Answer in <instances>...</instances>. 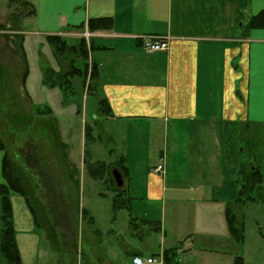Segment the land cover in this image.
<instances>
[{"label":"crops","instance_id":"obj_1","mask_svg":"<svg viewBox=\"0 0 264 264\" xmlns=\"http://www.w3.org/2000/svg\"><path fill=\"white\" fill-rule=\"evenodd\" d=\"M26 1L29 10L17 24L20 28L26 26L21 28L26 35V71L20 78L18 100L27 99L31 106L23 112L43 122L51 116L60 141L65 142L73 119L79 116L76 112L81 111L82 116L86 112L87 105L73 99L78 91L74 86L83 82L80 77H71L64 89L59 80V84L50 85L44 74L51 68L63 73L71 60L81 67L83 60L72 55L57 59L54 50L50 56L47 46L41 43L43 39L47 41L48 35H57L68 46H76L87 30L86 41L91 44L87 62L96 65L98 78L94 81L96 93L90 94L97 98L91 111L95 119L87 122L84 117L83 131L87 125L90 136L96 130L99 141L104 136L117 148L118 134L110 124L127 127L124 137L121 131V145L117 148L127 151L119 153L115 161L127 168L123 171L128 174L125 187L117 185L125 206L114 210L111 197L113 214L109 220L113 228L107 231L128 237L120 238V253L115 251L116 241H111L101 255L94 253L87 258L89 264H125L121 255L129 259L126 264H132L135 255L155 256L161 263L154 264H164L165 249L175 250L178 264H233L238 255L246 261L247 243L233 237L225 210L230 208L234 213L233 206L237 204L233 200L239 191L241 164L246 161L243 142L248 149L254 145L252 138H245L246 134L256 129L253 136L264 137V27L250 25L251 17L264 11V0ZM102 16L111 17L110 27L89 30L88 19ZM144 35L169 36L168 50L146 52L142 47ZM29 39L40 41L39 48L32 51ZM56 91L62 92L64 98L55 109L48 100ZM0 92L2 100L8 94L7 101L12 106L9 112L15 114L16 100L9 95L12 90ZM84 94L83 88L82 100ZM100 98H105L109 106L103 114L104 127L97 121L102 114ZM67 102H71L70 106ZM40 112L49 113L38 116ZM131 125L134 142L129 137ZM129 149L142 151L130 163ZM1 161L0 150V183ZM158 165L162 170H155ZM249 167H257L263 184L259 166L249 162ZM54 175L56 180H64L63 173ZM138 189L140 195H131ZM93 194L106 196L99 190ZM10 201L20 264H63L60 254L39 252L41 234L48 239L42 227L36 225L25 197L11 192ZM120 209L132 213L128 225L118 224L115 213ZM86 211L95 222L92 209ZM16 221L23 224L20 238L15 234ZM95 230L100 232L99 228ZM261 236L252 249L255 261L264 256V235ZM154 248L157 250L152 251ZM0 264H7L1 252Z\"/></svg>","mask_w":264,"mask_h":264},{"label":"rangeland","instance_id":"obj_2","mask_svg":"<svg viewBox=\"0 0 264 264\" xmlns=\"http://www.w3.org/2000/svg\"><path fill=\"white\" fill-rule=\"evenodd\" d=\"M20 2L22 0H0V89L7 92L12 90V94L10 93L9 95H12L13 99L16 100L13 108L14 111H17L15 114H13V111L9 112V108L12 106H9L10 104L7 101L8 94L2 100L0 92V139L5 144L8 155L18 166L17 177L19 183L29 195L33 206L35 223L37 226L42 227L44 235L47 236L48 241L41 234L38 243L39 252L46 251L48 254H60L63 264H89L87 258L94 255V253L101 255L105 248H108V244L111 241H116L112 243L116 247L115 251L120 253V238L128 237V234L119 235L118 232L114 234L112 231H107V229L113 228L109 220V217L113 214L110 209L111 197L115 193L113 189L116 190L117 187L112 174L113 170L120 169L121 187H125L127 182L126 177L128 174H123L121 163L115 162L118 161L119 153L127 151L125 148L117 149L121 145V131L123 130L122 135L124 137L127 127L121 123L119 126L118 124L114 126V123L110 124L114 129L113 132L119 135H117L116 139L117 148L114 147L115 143L108 141L102 136V133V139L99 141L95 134L96 130L92 132L91 136H87L84 143L82 119L85 117L86 121L89 122L93 118L92 113L94 112L91 111L93 103L97 102V98L87 94L85 85H82V83L80 85V81H78L79 88L77 85L74 86L75 90L78 91L73 99L80 102V104H86V112L82 116L80 105H77V109L80 112L76 113L79 116L73 119L72 126L68 129L70 133H66L64 136L65 142L60 141L61 137L56 128H54L56 123L51 116L47 122L40 120L34 122V119L29 118L30 113L23 112L24 109L31 106L27 99L18 100L20 98L19 87H22L20 78L22 73L26 71V52L23 49L26 35L21 31V28L26 29V26L23 25L20 28L17 24H19L20 18L29 9ZM14 23L15 28L13 27ZM82 36L87 39L89 32L84 30ZM29 40V48L32 51L35 48H39L37 45L40 44V41ZM43 41L41 44L47 46L49 55L52 56L54 48L45 39ZM39 51L41 50L35 51L37 57L40 55ZM80 79L82 80V78ZM15 80H17L16 83ZM83 88L85 98L82 100ZM63 98L62 92L56 91L48 102L50 101L52 105H55L53 108L56 109V106L63 102ZM44 102L47 103V96H44ZM70 104L71 102H67V106H70ZM48 113H46V116ZM55 113L60 112L56 111ZM98 118L97 121H100L101 127L102 125L104 127L105 119L103 114H100ZM129 129L132 130L129 137L132 136L134 142L135 133L132 125ZM252 131L245 136L247 139L252 138L254 140L252 148H246L243 142L246 161L242 162L244 170V175L241 176L242 179L245 174L249 175L250 173L249 162L258 165L264 174V137L260 135L256 137L257 134L253 136L257 132L256 129H254L253 133ZM124 143H127V140H124ZM140 152L142 151L129 149V163ZM247 152L250 153V157ZM252 156H255V159ZM96 161H101L105 164L100 174L102 178L98 179L89 172V165L94 164ZM56 172L63 173L64 180L60 181L61 179L59 180L58 177L56 180V175H54ZM263 186L264 183L261 187L262 192H264ZM94 190L104 191L106 194L105 198L94 195ZM138 190L131 192V195H140L141 189ZM247 191L244 186V197L249 193ZM260 196L264 197V194L260 193ZM82 207L89 210L92 209L91 215L95 216V222L89 218V213ZM233 210L237 216L236 224L249 249L246 261L243 260V264H264V256L261 260L255 261L252 254L259 239L262 237L261 235H264V203L260 199L253 202L237 203L234 204ZM93 211L97 213L94 214ZM115 214L118 218V224L121 222L128 225L132 215L131 212L126 209H120ZM21 222H15L18 223L15 227V234L19 238L23 234V224ZM95 228H99L100 232L96 233L97 230L94 231ZM130 231L133 230L130 229ZM35 235L39 237V234L36 233ZM156 250L157 248H154L152 251ZM122 256H124L125 264L129 263L127 256Z\"/></svg>","mask_w":264,"mask_h":264},{"label":"trees","instance_id":"obj_3","mask_svg":"<svg viewBox=\"0 0 264 264\" xmlns=\"http://www.w3.org/2000/svg\"><path fill=\"white\" fill-rule=\"evenodd\" d=\"M20 3H22L23 5H29L26 0H22V2ZM110 25V16L92 17L89 18L87 21V26L89 30L97 28H109ZM250 25L252 27H264V11L253 15L250 19ZM46 39L48 43H50L54 48V53L57 59H66L67 57L72 55L75 58L83 60V64L81 67H78L77 65H75L74 60H71V64L69 65L68 69L65 70L63 73H61L60 71H55L51 68L45 72L44 79L50 85H54L56 83L59 84V82H57L59 80L61 82L60 85H63V88L66 89L68 87V83L70 82V78L77 76L82 78V82L86 87V92L88 94H95L96 84H94V81L98 78V70L94 63L87 62L88 53L91 49V44L87 43L84 37H81L76 46H68L64 42V40H62L57 35H48ZM98 106L102 114H104L106 110H109V106L105 98H100L98 100ZM45 113L46 112H40L37 115L40 116L41 114L44 115ZM39 120L40 119L36 118L33 121L38 122ZM89 130V127L85 125V139H87V136H90ZM0 150L2 151L1 174L3 178V181L0 183V252L6 258L7 264H20L19 252L15 242L14 227L12 222L10 201L11 192L19 193L24 196L28 202V205L32 209V212L33 206L29 199V195L25 191V188L19 183L17 177L18 166L15 161L12 160L8 155L7 148L1 139ZM104 166V162L96 161L94 164L89 165V172L92 173V176L98 179L101 177V170L104 169ZM122 167L123 171H126L127 168L125 166ZM239 175V191L233 201L236 203H245L247 201H255L260 199L264 203V197L260 196V193H262L261 187L263 178L262 174L258 171L257 167L250 169L249 175L245 174V177L243 176L242 179L241 176L244 175V170L241 164ZM244 186L246 191H249V193L246 194V197L243 196ZM112 205L114 210L125 206V198L122 197V191L120 188H118V186L116 187V193L112 197ZM225 211L227 224L230 232L232 233L235 239L242 241L243 235L241 234V231L239 230V227L236 224L235 214L230 208H227ZM174 253L175 250L173 249H165L163 251V263L178 264L176 260H174ZM233 264H243L242 257L239 255L235 256Z\"/></svg>","mask_w":264,"mask_h":264},{"label":"built area","instance_id":"obj_4","mask_svg":"<svg viewBox=\"0 0 264 264\" xmlns=\"http://www.w3.org/2000/svg\"><path fill=\"white\" fill-rule=\"evenodd\" d=\"M141 38L142 47L146 52L166 51L169 48V36L144 35ZM155 170H162V166H156ZM156 262L161 263V259L158 260L155 256L143 257L141 255H135L132 257V264H154Z\"/></svg>","mask_w":264,"mask_h":264},{"label":"water","instance_id":"obj_5","mask_svg":"<svg viewBox=\"0 0 264 264\" xmlns=\"http://www.w3.org/2000/svg\"><path fill=\"white\" fill-rule=\"evenodd\" d=\"M112 174H113V177L115 179L116 184L118 186H120L122 184V178H121L119 170L118 169H114Z\"/></svg>","mask_w":264,"mask_h":264}]
</instances>
